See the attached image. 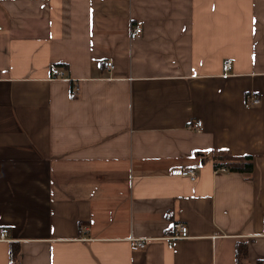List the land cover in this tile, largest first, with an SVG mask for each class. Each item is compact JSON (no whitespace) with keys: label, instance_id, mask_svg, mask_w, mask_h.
Masks as SVG:
<instances>
[{"label":"crops","instance_id":"1","mask_svg":"<svg viewBox=\"0 0 264 264\" xmlns=\"http://www.w3.org/2000/svg\"><path fill=\"white\" fill-rule=\"evenodd\" d=\"M3 229L0 264H264V0H0Z\"/></svg>","mask_w":264,"mask_h":264},{"label":"built area","instance_id":"2","mask_svg":"<svg viewBox=\"0 0 264 264\" xmlns=\"http://www.w3.org/2000/svg\"><path fill=\"white\" fill-rule=\"evenodd\" d=\"M140 33H142V28L140 27V25H136L134 28H133V34L134 35H139ZM104 66L106 68H109V69H113L114 68V65L112 63V61H106ZM232 68V63L231 62H228L225 64V67H224V71L225 72H228L230 71ZM54 74L55 76H57L59 74V71L58 70H54ZM258 102V101H256ZM176 175H180L182 177H189L190 179L194 180L195 179V172L193 170H179V171H175ZM176 229H177V232H178V236L177 238H186L188 237V228L184 225H181V224H177L176 225ZM8 238V231L6 229H3L1 232H0V240L2 241H6ZM137 246L141 247L143 245V243L141 241H138L136 243Z\"/></svg>","mask_w":264,"mask_h":264},{"label":"trees","instance_id":"3","mask_svg":"<svg viewBox=\"0 0 264 264\" xmlns=\"http://www.w3.org/2000/svg\"><path fill=\"white\" fill-rule=\"evenodd\" d=\"M218 160L219 157L217 158ZM220 164L223 167H227L229 170L236 171V172H249L252 168V163L250 162L249 158H246L244 156L236 157V156H227L224 160V163L220 160ZM243 251L242 248H237L236 252L241 253ZM11 258L14 262L15 257L17 256V251L15 249V246H12L11 250Z\"/></svg>","mask_w":264,"mask_h":264}]
</instances>
